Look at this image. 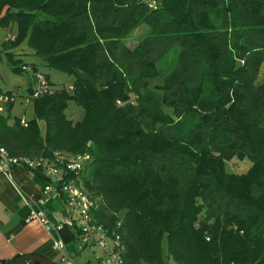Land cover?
Returning <instances> with one entry per match:
<instances>
[{
    "label": "trees",
    "instance_id": "obj_1",
    "mask_svg": "<svg viewBox=\"0 0 264 264\" xmlns=\"http://www.w3.org/2000/svg\"><path fill=\"white\" fill-rule=\"evenodd\" d=\"M156 1L0 0V26L16 27L5 47L28 40L75 76L33 99L27 125L9 103L0 145L29 157L89 151L93 214L120 222L127 264H264V0ZM70 100L81 120L66 115ZM246 157V172L227 169Z\"/></svg>",
    "mask_w": 264,
    "mask_h": 264
},
{
    "label": "built area",
    "instance_id": "obj_2",
    "mask_svg": "<svg viewBox=\"0 0 264 264\" xmlns=\"http://www.w3.org/2000/svg\"><path fill=\"white\" fill-rule=\"evenodd\" d=\"M148 1L152 8L157 7L156 0ZM15 37V35H9L7 38L14 40ZM23 69L33 73V92H30L28 96L21 91L5 92L0 82V113L6 112L7 105L15 102L18 97L34 99L56 91L44 72L33 71L32 67ZM21 121L22 124L27 125L25 118ZM91 160L92 155L89 151L81 153L55 151L50 157H29L12 155L5 146L0 145V178L2 176L12 178V170L17 166L27 170L39 168L43 170L49 182L43 187L38 203H35L32 197L26 198L31 208L27 220L39 219L45 225L52 236L54 247L63 252V260H73L65 240L60 236L62 229L68 226L73 229L75 235V251L82 252L87 247L99 248L104 252V257L99 252L96 253L99 264H127L123 255L125 244L118 232L120 222L116 227L110 228L99 223L93 214L92 210L96 207V201L89 195L82 179V172ZM53 199H63L68 207V214L61 222L53 221L43 208V205ZM171 264L178 263L172 261Z\"/></svg>",
    "mask_w": 264,
    "mask_h": 264
},
{
    "label": "crops",
    "instance_id": "obj_3",
    "mask_svg": "<svg viewBox=\"0 0 264 264\" xmlns=\"http://www.w3.org/2000/svg\"><path fill=\"white\" fill-rule=\"evenodd\" d=\"M7 28L10 30L7 36L16 33L14 25ZM43 187V179L36 171L21 166L13 168L12 178H0V263L18 255L39 254L58 264H77L76 258L82 252L78 254L73 250L75 235L72 228L65 226L60 232L73 256V260L65 261L62 259L63 252L54 247L52 236L45 225L39 219L27 220L31 208L26 198L32 197L38 203ZM43 208L55 222L63 221L68 214V207L63 199H53L43 205ZM88 262L91 264L90 260Z\"/></svg>",
    "mask_w": 264,
    "mask_h": 264
},
{
    "label": "rangeland",
    "instance_id": "obj_4",
    "mask_svg": "<svg viewBox=\"0 0 264 264\" xmlns=\"http://www.w3.org/2000/svg\"><path fill=\"white\" fill-rule=\"evenodd\" d=\"M10 30L7 27L0 26V79L1 87L5 92L9 91H21L24 95L30 94V86L34 82L33 73L23 70H15L13 61H16V65L25 64L26 67H30L31 64H35L38 70L48 73L49 77L56 89L72 88L75 81V76L69 74L60 69L45 65L44 60L34 54L33 48L30 46L28 40H23L15 46L5 47V42L9 41L7 38ZM148 33V27L145 24L134 30L127 38V43L130 46H134L138 43L139 39L144 37ZM16 36V33H13ZM20 60V61H19ZM169 62L172 63L173 59L169 58ZM169 63V64H170ZM168 67V66H167ZM162 78H154L151 80L150 85L154 87L156 84H161ZM264 82V63L260 69L259 78L257 83ZM71 86V87H70ZM167 110V109H166ZM68 117L73 120H81L84 115V108L76 101L70 100L65 110ZM12 117H23L26 120H30L35 117L34 100L28 97H18L14 102V106L11 112ZM40 132L42 136L46 133V121L40 119L38 121ZM252 165V160L248 157L239 159L234 158L231 161H227V169L231 172L242 173L246 172ZM99 252L104 257V252L99 248L87 247L82 251V254L76 258L77 264H97L98 258L96 253ZM167 251L165 249V255ZM172 262V260H169ZM63 264V263H61ZM72 264H74L72 262Z\"/></svg>",
    "mask_w": 264,
    "mask_h": 264
},
{
    "label": "water",
    "instance_id": "obj_5",
    "mask_svg": "<svg viewBox=\"0 0 264 264\" xmlns=\"http://www.w3.org/2000/svg\"><path fill=\"white\" fill-rule=\"evenodd\" d=\"M58 264L57 262L39 255V254H27V255H22L18 257L17 259L13 260L11 264Z\"/></svg>",
    "mask_w": 264,
    "mask_h": 264
}]
</instances>
